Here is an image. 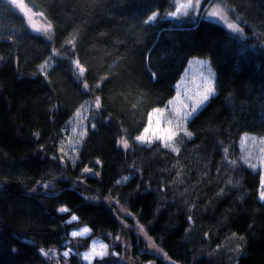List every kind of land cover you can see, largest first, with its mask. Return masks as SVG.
Returning a JSON list of instances; mask_svg holds the SVG:
<instances>
[{"label": "trees", "instance_id": "16d2710c", "mask_svg": "<svg viewBox=\"0 0 264 264\" xmlns=\"http://www.w3.org/2000/svg\"><path fill=\"white\" fill-rule=\"evenodd\" d=\"M24 1L52 33L0 0V264H264L262 183L243 147L264 137V0L178 17L173 0ZM212 4L240 32L208 18ZM157 108L186 133L138 142ZM95 237L107 254L85 263Z\"/></svg>", "mask_w": 264, "mask_h": 264}, {"label": "rangeland", "instance_id": "374dc122", "mask_svg": "<svg viewBox=\"0 0 264 264\" xmlns=\"http://www.w3.org/2000/svg\"><path fill=\"white\" fill-rule=\"evenodd\" d=\"M202 0H173V5L171 9L167 11L166 14H169L173 17H178L185 15L187 13L198 14L202 13L200 10V3ZM12 3L17 8V10L24 16L28 26L40 32L43 35L50 37L52 33V28L50 24L40 16H37L32 9L25 3L24 0H12ZM23 5V7L21 6ZM206 15L208 18L212 20H216L228 28L229 24H233L236 26L235 29H229L234 32H240V27L237 22L231 17L230 13L222 8L217 4L209 5L206 10ZM152 17L157 18L158 14L155 12L151 15ZM76 68L79 72L81 71L78 63L76 64ZM86 110L79 109L75 114L74 118L70 123V134L66 140L68 143V149H74L79 146L80 139L85 131L86 127ZM145 129H148L145 132ZM178 132H185L184 122L181 117L170 113L168 110L163 108H157L150 112L148 116L147 123L141 133L137 136H143V140L137 139L138 142H149L152 140H162L163 142L171 141L172 137ZM171 136V139L168 137ZM243 147L245 151H247V157L249 159V164L252 168L259 170L260 172V179L262 183L261 192H264V137H245L243 142ZM120 145L122 147H126L127 144L124 140H120ZM261 194V193H260ZM75 217V219H73ZM77 221L76 216H71L68 220L71 224L75 225L74 222ZM84 229H88L87 232ZM75 233V234H74ZM90 233L88 227L81 225V226H74L71 227L69 230V238L67 239V243L71 237H83ZM122 243V240H119ZM123 245V244H122ZM147 248L151 251L156 252L157 248L152 244H148ZM63 255L65 253L70 254L72 251L66 247L63 250ZM107 254V247L106 244L100 238H93L90 241L89 247L83 251H81V258L84 262H91L96 257H102ZM116 258L118 257L117 254H114Z\"/></svg>", "mask_w": 264, "mask_h": 264}, {"label": "snow or ice", "instance_id": "6c2138e0", "mask_svg": "<svg viewBox=\"0 0 264 264\" xmlns=\"http://www.w3.org/2000/svg\"><path fill=\"white\" fill-rule=\"evenodd\" d=\"M21 6L23 7V5H21ZM152 19H154V17H152V16L148 17V20H149V21L152 20ZM146 22H148V21H146ZM228 28H229V29H235L236 26L233 25V24H229V25H228ZM207 93H208V94H212V93H213V88H211V87L207 88ZM208 94H205V95L203 96L202 101H201V104H203L205 101H207V100L210 98ZM196 111H197V108H196V107H193V108H192V111H191L190 113H188V116H192V115H194ZM147 131H148V129H145V132H147ZM137 139H139V140H143L144 137H143V136H140V137H138ZM168 139H171V136H169ZM260 198H261L262 200H264V192H261V194H260ZM60 211L63 212V211H66V209H60ZM73 219H75V217H73ZM84 231L87 232L88 229H84ZM74 234H75V233H74ZM14 251H15V249H14ZM65 255H67V253H65Z\"/></svg>", "mask_w": 264, "mask_h": 264}, {"label": "bare ground", "instance_id": "6f19581e", "mask_svg": "<svg viewBox=\"0 0 264 264\" xmlns=\"http://www.w3.org/2000/svg\"><path fill=\"white\" fill-rule=\"evenodd\" d=\"M12 1V0H11ZM87 227V226H86ZM101 257V256H100ZM95 259V258H94ZM84 262V261H83ZM92 262V261H91ZM85 263H89V262H85Z\"/></svg>", "mask_w": 264, "mask_h": 264}]
</instances>
